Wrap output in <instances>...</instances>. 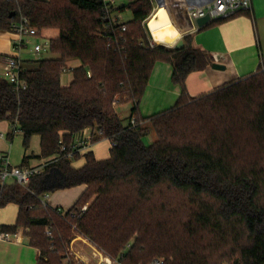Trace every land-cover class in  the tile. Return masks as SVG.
Returning a JSON list of instances; mask_svg holds the SVG:
<instances>
[{
  "label": "trees",
  "instance_id": "1",
  "mask_svg": "<svg viewBox=\"0 0 264 264\" xmlns=\"http://www.w3.org/2000/svg\"><path fill=\"white\" fill-rule=\"evenodd\" d=\"M154 4L129 0L120 6L131 9L134 18L116 48L102 32V0H0V32H12L20 15L41 31L59 30L50 42L58 58L26 60L34 64L24 66L26 88L18 91L0 77V122L9 121L10 137L16 129L22 134L26 150L38 135L42 157L61 156L59 187L87 185L65 215L42 203L49 190L41 188L43 176L29 189L0 186V207L19 206L16 223L4 229H27L31 245L41 251L38 264H64L76 233L123 264H147L156 257H164L165 264H210L207 229L233 236L237 263L264 264V63L252 75L192 97L188 76L211 66L214 58L193 47L189 34L182 48L152 47L143 23ZM72 60L80 65L71 68L73 80L65 86L62 76ZM158 61L172 64V80L182 93L173 107L144 117L139 104ZM127 102L133 107L125 125L117 106ZM89 128L99 134L93 142L106 138L115 145L107 159L86 152L85 164L76 168L80 154L69 158L68 153ZM151 131L156 140L147 145L144 137ZM172 191L198 205L194 222L176 220L168 199Z\"/></svg>",
  "mask_w": 264,
  "mask_h": 264
},
{
  "label": "crops",
  "instance_id": "2",
  "mask_svg": "<svg viewBox=\"0 0 264 264\" xmlns=\"http://www.w3.org/2000/svg\"><path fill=\"white\" fill-rule=\"evenodd\" d=\"M251 1V11L241 12L226 20L211 24L208 23L196 31L188 33L191 35V44L193 47L205 50L214 58V63L211 66L204 70L193 72L188 76L186 86L188 93L192 97L213 92L227 83L252 75L256 73L259 67L264 63V0ZM170 3H172L170 7L174 9L180 6L179 10H177L176 14H173V16L179 25L185 24V29H189L191 23L185 12V1L171 0ZM42 33L47 34L46 36L52 39L58 37L59 30L49 28L44 29ZM13 38L14 34L12 32H0L1 78H6L5 58L9 55H14L12 46ZM22 59L24 60L25 68L30 69L34 67V64L26 62V60L34 58H28L23 55ZM74 61H77V63L72 66L71 62L73 63ZM216 63L224 67L215 68L213 65ZM68 65L70 68H74L80 65V62L78 60H72ZM164 67L165 66H161V69ZM162 70L163 73L158 72L156 74L155 81L153 80L152 82L151 80V84L147 86L145 95L139 104L140 113L144 117L152 116L173 107L182 93L181 86L171 82L173 81L172 64L168 62V67ZM72 80L73 77L65 84L62 79V83L67 86ZM132 107L133 105L130 108V114ZM119 116L123 118L121 115ZM126 124L127 123H125V125ZM79 135H92L93 138L99 136L97 130L91 128L86 129L77 136ZM0 139L8 142V146L10 145V135L5 134L4 137L0 136ZM11 139L13 138L11 137ZM103 141L108 142V150L99 149V151L96 152V146ZM2 147L4 146L0 143V151L9 152ZM88 151H93L97 159H107L111 155V141L106 138L100 139L92 143L86 152ZM84 154H80V157L74 159V167L79 168L85 164ZM25 156L27 155L25 154L24 157ZM31 157L34 158L31 159ZM51 157L52 156L42 157L41 154L36 155L33 153L29 156L26 165H41L47 162ZM22 164L23 162L19 165ZM59 177L60 171L57 163L50 165L46 169V173L43 175L41 182V188L49 190L46 191L42 197H46V200H48V203L52 207H60L68 211L85 191L87 185L83 184L71 188L59 187ZM12 184H14V182H12ZM50 188H54V191H51ZM9 204L16 206L18 216L19 206L16 203ZM0 224L3 227L10 226L2 222H0ZM26 230L25 228H20L17 232H13L15 235L12 241L0 242V264H38L41 251L39 248L31 245ZM78 240L79 239H76L73 242V246ZM74 253L79 256L78 252L75 251ZM85 257L80 255V258L83 260L91 261L90 258L87 257L88 260L87 258L85 259Z\"/></svg>",
  "mask_w": 264,
  "mask_h": 264
},
{
  "label": "built area",
  "instance_id": "3",
  "mask_svg": "<svg viewBox=\"0 0 264 264\" xmlns=\"http://www.w3.org/2000/svg\"><path fill=\"white\" fill-rule=\"evenodd\" d=\"M169 0H165L166 5L169 6ZM185 1V12L190 20L191 26L189 29H185V24H180L179 26L183 28V35H188V33L196 31L200 27L197 24L199 18L206 16L210 17V22L221 21L229 19L241 12L251 11L252 10V1L251 0H196L200 4L194 3L195 0H184ZM180 6L173 8L172 14H176ZM120 10V6L117 4L116 0H102V32L103 35L107 38L109 45L119 48L120 44L125 41L124 32L127 31V21L123 20V15ZM43 31L39 30L36 26L32 25L31 20L24 16L20 15L18 20L12 26V33L14 38L12 40V46L14 55H9L5 58V69H6V79L14 85L16 90H21L26 88L27 82L22 78V72L24 70V60L22 59L23 53L29 48L32 44V37H43L45 42H35L33 47L30 49L34 59L42 58L44 51L50 49L51 38L43 36ZM156 42V41H155ZM150 45L153 47L154 42L150 41ZM71 70L67 69L64 71L67 72ZM131 125H136V117L133 116L131 119ZM15 133H19L16 129ZM1 137H4L5 134L1 133ZM93 142L92 135L84 136L79 135L73 141L70 152L68 153L69 158H73L76 154H84ZM115 144L111 142V147ZM63 151H67L66 146L62 147ZM60 155H54L48 159L47 162L37 166L31 165H14L11 161L10 153L0 151V186L2 188L14 184L20 185L24 188L29 189L32 180L38 176H43L46 173V169L54 164L58 163L60 160ZM11 182H10V181ZM42 203L50 208L56 209L62 215H65L68 211L60 207H52L46 197H42ZM85 205L82 210L87 209ZM47 235L52 238V229L50 227L46 228ZM14 233L8 230H5L4 227L0 224V242H10L14 239ZM82 240L91 248V261H85L82 258H78V262L73 260L75 264H123L118 257H113L106 253L99 245H97L89 237L76 233L72 243L76 240ZM130 244L128 245V247ZM72 259L68 261V264L73 262ZM147 264H165L164 257H156L152 259Z\"/></svg>",
  "mask_w": 264,
  "mask_h": 264
},
{
  "label": "rangeland",
  "instance_id": "4",
  "mask_svg": "<svg viewBox=\"0 0 264 264\" xmlns=\"http://www.w3.org/2000/svg\"><path fill=\"white\" fill-rule=\"evenodd\" d=\"M117 4L119 6H125L128 4L129 0H116ZM168 2V1H167ZM169 8L172 10H174L172 7H170L169 3ZM174 4V3H173ZM157 5L154 4V7L151 11V14L149 16V18L152 16V14L155 12V10L157 9ZM173 12V11H172ZM123 15V20L125 21H131L134 18L133 15V11L129 8H127L126 10H124L122 12ZM148 18V19H149ZM148 19L143 23V26L145 28V34L147 35V38L149 41H153L154 45H161L164 46L165 48L169 49V50H173L175 49V44L176 42H178L181 39H184L185 35H182L180 37L179 40H177L174 44L170 45V44H162V43H158L155 42L148 30L147 27V21ZM51 29H56V28H51ZM43 31V30H42ZM46 33V32H45ZM43 34V36L45 37L47 34ZM32 44H30L29 48L26 50L27 52L24 53L23 55L25 57H30V58H34L31 52V48L34 46L33 44L35 42H45V38L43 37H32L31 38ZM59 55L57 53H53L50 49H47L46 51H44L42 58H58ZM77 63V61H74L73 63L71 62V65L73 66V64ZM161 66H165L168 67V61H158L153 69V72L151 74V77L149 79L148 85L151 84V80L153 82V80L155 81L156 79V74L159 73H163ZM73 77V73L71 70L65 72L63 74V82L65 84H67ZM173 82V81H171ZM175 84V83H174ZM132 106V102H127L125 104H121L119 106H117V113L119 115H121L123 118L124 123H128V117L130 115V108ZM146 125L151 126L150 122H147ZM4 132L6 135H10V133L12 132V127L9 124V122L7 121H1L0 122V133ZM11 136V135H10ZM156 140V134L151 131V133L147 136L144 137V142L149 145L151 143H153ZM10 145L8 146V142L3 141L0 139V143H2V147L4 150H8L10 153V157H11V161L14 165H19L23 162V157L26 154L27 156L32 155L33 153H35L36 155H40L41 154V147H40V137L39 136H33L30 140V146L29 149L26 150L23 144V136L21 133H16V135L13 137V139H9ZM109 145L108 142H102L99 143L96 146V152L99 151V149L101 150H108ZM34 157H31V159ZM10 181V180H9ZM11 182V181H10ZM87 188V187H86ZM86 190V189H85ZM95 196L91 197L89 199V203L90 204L93 200H94ZM169 202L172 204L173 207L176 208V220L181 222V224H186L191 222V220H193L194 222V218H193V212L198 210V205L194 204L193 202H191V199L184 193L182 192H177V191H172L169 196H168ZM87 204V205H88ZM17 221V210H16V206L13 204H8L4 207H0V222L8 224V225H12L15 224ZM26 229V228H25ZM46 232V229H45ZM205 235V239L204 242L205 243H210L209 245H211L212 247H209V251L211 253V260H209L210 264H239L236 262V259H239V245L238 242L233 239L232 237H227V238H222L221 234L218 232L212 233L211 230L207 229V232H204ZM240 243L244 244L245 243V239H241ZM78 252V255H75L74 252ZM80 255H83L85 257V259L88 258H92L91 255V248L85 244L82 240H78L74 243L72 241L69 243L68 245V252L64 254V257H62V260L64 262V264H68V261H70L72 259L76 260V262H78V257L80 260ZM63 256V255H62ZM87 258V259H88ZM89 260V259H88Z\"/></svg>",
  "mask_w": 264,
  "mask_h": 264
},
{
  "label": "bare ground",
  "instance_id": "5",
  "mask_svg": "<svg viewBox=\"0 0 264 264\" xmlns=\"http://www.w3.org/2000/svg\"><path fill=\"white\" fill-rule=\"evenodd\" d=\"M147 27L153 40L162 44L172 45L183 35V28L177 23L169 6L158 7L148 19Z\"/></svg>",
  "mask_w": 264,
  "mask_h": 264
},
{
  "label": "water",
  "instance_id": "6",
  "mask_svg": "<svg viewBox=\"0 0 264 264\" xmlns=\"http://www.w3.org/2000/svg\"><path fill=\"white\" fill-rule=\"evenodd\" d=\"M155 3L157 4L158 7H162V6L166 7L167 6L165 0H155ZM194 3L200 4V2L196 1V0L194 1ZM13 15H14V13L11 14V16H13ZM209 22H210V17L209 16H206V17H203V18H199L197 20V24H198L199 27H203V26L207 25ZM182 32H184V30H182ZM184 44H185L184 40L181 39L178 42H176L175 48H178V49L182 48L184 46ZM213 66L215 68H223L224 67L223 65L217 64V63L214 64Z\"/></svg>",
  "mask_w": 264,
  "mask_h": 264
}]
</instances>
